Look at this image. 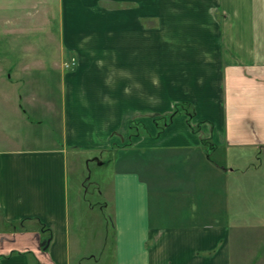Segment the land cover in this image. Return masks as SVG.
Instances as JSON below:
<instances>
[{"label":"crops","instance_id":"obj_1","mask_svg":"<svg viewBox=\"0 0 264 264\" xmlns=\"http://www.w3.org/2000/svg\"><path fill=\"white\" fill-rule=\"evenodd\" d=\"M51 1L0 0V12L43 15ZM103 2L57 1L75 80L61 86V142L39 146L36 137L37 145L0 149V264H98L70 233L67 156L107 147L99 126L109 124L110 109L123 119L125 93H138L142 78L152 101L157 93L166 103L188 101L209 128L189 136L192 143L118 150L113 264H264V195L254 193L264 190V166H249L264 154V0ZM72 12L80 18L72 21ZM82 12L100 16L91 24ZM18 222L25 230H7ZM242 225L258 229L237 230ZM42 226L52 233L46 246ZM244 237L261 250L246 256Z\"/></svg>","mask_w":264,"mask_h":264},{"label":"rangeland","instance_id":"obj_2","mask_svg":"<svg viewBox=\"0 0 264 264\" xmlns=\"http://www.w3.org/2000/svg\"><path fill=\"white\" fill-rule=\"evenodd\" d=\"M57 1L49 2L43 15L29 12L32 9L27 11L26 8L15 7L10 13L0 12V68L3 69L0 71V149L37 145L36 137L39 138V146L47 145L49 138L61 142V86L74 83L77 60L62 42L63 37L58 28ZM78 14L81 13L72 12L69 17L75 21ZM84 15L91 24L97 20L96 15L100 16L95 12ZM36 16L39 22L42 20V24L37 25ZM4 17L11 22H5ZM35 57L40 59L35 60ZM8 70L10 75L7 74ZM147 81V78L141 79V84L136 88L138 93H125L123 119L120 118L121 110L117 121L116 110L110 109L112 117L109 116V124L99 126L103 128L104 139L108 137L107 141L103 140L106 148L103 146L94 151H78L79 148H76L77 150L68 152L70 233L72 239L79 240L86 260H90L89 255L93 253L98 264H113L114 261L111 203L112 177L115 160L119 156L118 150L134 143H192L197 141L196 138L200 139L209 128L202 124L205 119L201 118L197 109L188 101L166 103L165 98H160L158 93L157 100L152 101L151 95L156 94L152 93ZM3 105L7 109L1 108ZM189 136L196 138L191 140ZM200 141L212 158L221 161L217 152L211 150L210 140ZM262 165L264 166V154L259 151L249 166L255 172L256 169L262 171ZM254 193L264 195V190L259 187ZM1 218L0 212V221ZM22 223H12L6 228L20 232L25 230ZM32 225L34 224H26L28 228H33ZM0 226H3L1 222ZM257 229L254 227L252 230ZM237 230L251 229L242 225ZM51 239L52 233L47 234L43 245L50 244ZM259 243L254 237H244L238 242V246L241 252H246L247 249L260 251ZM85 264L90 263L85 261Z\"/></svg>","mask_w":264,"mask_h":264},{"label":"trees","instance_id":"obj_3","mask_svg":"<svg viewBox=\"0 0 264 264\" xmlns=\"http://www.w3.org/2000/svg\"><path fill=\"white\" fill-rule=\"evenodd\" d=\"M42 227H43V226H42ZM43 229H44V231L47 232V234H50V233H51V229H50V228H45V227H43Z\"/></svg>","mask_w":264,"mask_h":264}]
</instances>
